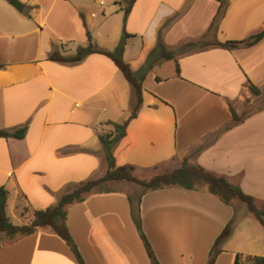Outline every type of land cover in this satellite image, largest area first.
I'll list each match as a JSON object with an SVG mask.
<instances>
[{"label":"crops","instance_id":"crops-1","mask_svg":"<svg viewBox=\"0 0 264 264\" xmlns=\"http://www.w3.org/2000/svg\"><path fill=\"white\" fill-rule=\"evenodd\" d=\"M19 1L22 11L0 0V129L26 125V131L21 139L0 137V186L8 191L6 207L11 200L19 216L12 221L25 223V206L53 205L106 168L99 133L110 128L106 121L125 120L135 100L131 84L105 54L90 53L75 64L47 55L53 50L78 53L87 46V35L95 48L115 51L120 32H126V39L140 40L125 41L122 55L129 46L137 47V55L125 61L131 68L138 62L142 66L159 31L169 49L197 39L219 1L135 0L123 24L122 0ZM263 28L264 0H226L215 34L220 41L239 40ZM176 59L178 74L174 59L164 73L169 60L146 74L142 103L113 147L115 164H130L139 173L160 166L171 170L186 160L263 203L264 104H258L264 103V37L247 47L210 45ZM232 111L241 120L234 121ZM133 193L117 186L66 206V225L84 264H152L132 218L128 196ZM235 206L206 186H171L142 193L137 211L157 264H206ZM238 214L213 264H233L237 252L264 255V240L259 245L251 231L242 246L234 245L246 226L247 214ZM0 264L78 262L69 245L43 226L28 235L4 237Z\"/></svg>","mask_w":264,"mask_h":264},{"label":"trees","instance_id":"trees-1","mask_svg":"<svg viewBox=\"0 0 264 264\" xmlns=\"http://www.w3.org/2000/svg\"><path fill=\"white\" fill-rule=\"evenodd\" d=\"M16 9L22 11L24 4L19 0H8ZM135 0H127L123 10V21H125L128 12ZM219 6L215 15L212 18L207 30L197 39H190L175 48L168 49L162 41L160 31L158 34L156 45L147 54L145 61L138 71L132 70L130 65L123 58V50L125 41L124 38L130 34L123 32V37L115 51H107L95 48L88 37L87 46L80 52L75 54H62L58 50H53L47 55V59L64 63L75 64L81 61L86 55L90 53H102L112 59L117 68L121 71L125 79L131 84L135 100L130 107L127 118L121 122L106 121L110 128L104 132L99 133V140L102 143L104 157L106 160V169L104 173L98 177L90 178L81 181L77 187L70 192L61 195L57 202L53 205L47 206L44 209L30 210L29 207H24L21 210V216L27 218L25 223H15L6 212V205L8 199V191L4 186H0V242L4 237L15 238L21 235H28L33 233L38 227L50 226L59 237H61L70 247L78 264H84L81 254L73 242L66 225V206L70 203L82 200L87 194L91 192L107 191L109 182H130L142 187L136 193L128 196L131 210L133 212L132 218L139 231V235L143 241L145 249L152 264H157L153 250L148 243L144 233L141 230L140 220L137 211V203L142 193L148 190H156L165 187L177 186L184 189H198L201 186H206L207 191L218 197L226 204H232L234 199L245 204L247 210L257 219L264 229V207L259 208L254 197L246 194L239 185L230 183L224 176L217 175L203 168L199 164H191L183 160L178 167L168 171H163L151 176L148 179H141L134 173V167L130 164L116 165L113 156V147L115 143L125 134V128L128 121L136 116L137 110L142 103V83L154 64L161 63L164 60L174 59L176 73H179V67L176 56L181 53L202 49L204 47L215 45L228 50L247 47L255 44L264 37V28L248 35L239 40L227 39L220 41L216 38V30L218 21L223 16L226 6V0H218ZM1 67V64H0ZM249 89L254 95L260 93L259 89L249 83ZM242 116L237 115L232 111V119L234 121L241 120ZM26 131V125L9 131L0 129V137H14L23 138ZM264 205V202H263ZM234 223V216L225 224L222 230L214 239L210 249L206 264H213L215 258L222 250V245L230 236ZM233 264H264V255L244 254L237 252L234 256Z\"/></svg>","mask_w":264,"mask_h":264},{"label":"rangeland","instance_id":"rangeland-1","mask_svg":"<svg viewBox=\"0 0 264 264\" xmlns=\"http://www.w3.org/2000/svg\"><path fill=\"white\" fill-rule=\"evenodd\" d=\"M122 1H123L124 5H126L127 0H122ZM169 21L170 20H167V22H169ZM123 22L124 21L122 20V24H123ZM167 22H165V23H167ZM121 33L122 32H120L119 40H118L116 46H113V48H112L113 50L117 48V46L119 45V43H120V41H121V39L123 37V33L122 34ZM139 40L140 39L138 37H131L130 39L124 38V41H133V42H136L137 44H138ZM114 43L115 42H112L111 45H113ZM136 50H137V47H130L129 46L128 49H127V54H126L125 57H128V58L135 57V55H137L136 54ZM125 57H123L124 60H125ZM141 63L142 62H138L137 64H135L133 66L134 68H132V70H134L135 72L138 71L141 68L140 67L141 66ZM169 68L170 69L173 68V61L172 60L167 61V63H165L163 65V67H162V71L163 72L162 73H164L165 71H167ZM263 104H264L263 101L260 102L258 104V107L261 106V105H263ZM128 107H130V106H128ZM254 108H256V107H254ZM105 167H106V165H105ZM168 168L169 167L160 166V167H157L155 170H152V171H143V172L135 173V175L137 177L141 178V179H148V178H150L151 176H153V175H155L157 173L170 170ZM105 169H103L100 172H98V174L95 175V177H98V176L102 175L104 173ZM117 186L118 187H122L124 189L127 188L130 191L131 190H134V193H136V192H138V191H140L142 189L141 186L136 185L134 183H130V182H123V185H120V186L118 185L117 182H109V183H107V187H109V188H114V187H117ZM233 201L237 205V206H235L237 208V211H236V208L233 207L234 208V210H233L234 220L239 215L238 213L240 211H242V210H244L245 213L247 214L246 217H245L246 218V220H245L246 221V224L244 223L246 225L244 227L245 228V232L243 233V235L241 234V235L238 236V239L239 240L237 242L235 241L234 245L239 246L241 244V246H242L243 243H244L243 240L245 238H247V236L249 235L250 231L252 232V236L255 237L257 241L259 239L258 244L260 245L261 242L263 243V240H264V230L262 229L260 223H258V221L255 219V217L247 210V208H246V206H245L244 203H242V202H240V201H238L236 199H234ZM256 205L259 208L264 207L263 203H256ZM6 212H7V215L10 217L11 220H13L15 222L18 221V219H19V216H17L18 214L13 210V208H11V200L8 203V207H6ZM247 224L249 226H247ZM260 239H261V241H260ZM223 264H226V260L223 262Z\"/></svg>","mask_w":264,"mask_h":264}]
</instances>
